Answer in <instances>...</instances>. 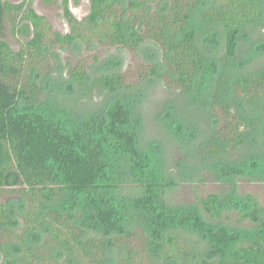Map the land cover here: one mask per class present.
I'll list each match as a JSON object with an SVG mask.
<instances>
[{"label": "trees", "instance_id": "obj_1", "mask_svg": "<svg viewBox=\"0 0 264 264\" xmlns=\"http://www.w3.org/2000/svg\"><path fill=\"white\" fill-rule=\"evenodd\" d=\"M30 1L0 0V29L7 19L15 34L24 23L34 30L18 51L0 37V188L21 196L17 209L0 204V231L6 233L0 264H264V235L203 221L196 207L216 219L227 216L218 194L199 197L196 207L168 202L167 192L178 185L166 169L169 150L161 141L144 140L137 101L112 99L90 108L97 89L124 93L130 87L123 74L94 77L86 67L68 64L64 80L50 66L58 43L130 50L154 43L161 62L141 77L179 88L188 106L202 109L212 124L198 143V125L177 117L174 106L159 113L188 152L183 160L199 157L227 176L242 168L264 178V157L238 168L227 160L255 137L264 145V64L247 71L233 67L241 35L264 27V6L258 0H129L123 16L116 7L123 0H91L89 15L79 22L66 0L73 32L51 39L46 18ZM213 27L224 34L218 64L200 43ZM242 200L238 219L259 222L264 205L258 197ZM9 224L20 226L19 232ZM139 231L145 237L141 249L132 243ZM184 232L211 243L219 259L199 252ZM114 251L122 252L117 263L111 261Z\"/></svg>", "mask_w": 264, "mask_h": 264}, {"label": "rangeland", "instance_id": "obj_2", "mask_svg": "<svg viewBox=\"0 0 264 264\" xmlns=\"http://www.w3.org/2000/svg\"><path fill=\"white\" fill-rule=\"evenodd\" d=\"M12 3H21L24 0H8ZM66 0H32L30 1L35 10L46 18L48 24L49 38L55 39L56 32L67 35L73 32L70 19L66 16L64 2ZM129 0H123L117 3V8L123 16H127V3ZM211 2V0H208ZM69 8L76 20L82 22L91 11V0H68ZM259 4L264 6V0H258ZM20 33L15 34L9 20L5 19L0 29V37L7 40L16 51L21 49L22 43L31 39L34 35L33 27L24 23ZM97 40V37L94 38ZM200 43L207 51L211 62L218 64L224 52V34L220 28L213 27L201 37ZM56 53L50 59V66H55V76L64 80L70 77L69 66H83L89 70L94 77H100L115 72H120L124 76V82L129 88L122 90L124 93H110L108 91L96 90L93 94L90 108H98L105 105L110 100L127 99L138 102V107L143 112L145 121L144 140H158L165 144L169 150L166 155L167 172L177 180L178 185L169 189L166 194L168 202L172 205L200 206L198 198L207 196L210 193H216L222 200V208L227 216L220 219L213 218L206 213L202 207L199 208L201 217L206 225L214 227H223L229 232L232 230L251 231L257 235H264V215L262 219L253 223L251 221H240L239 212L243 208L242 197L246 194H253L258 197L264 205V178L258 177L257 171L255 177L248 175L250 172L242 171L238 168L241 163H251L260 157H264V145L259 137L249 141L243 146L233 151V155L227 158L232 166L238 168L232 177L226 175V172L207 165L199 160V157H190L183 160L188 152L181 147L178 141L174 139L163 121L160 120L159 113L167 105L174 106L172 111H176L177 117L185 119L186 123H195L198 125L195 133L198 137L197 142L203 139L212 130L209 115L202 109L188 106L190 100L187 95L182 94L179 88L169 86L165 81L155 77H141V72L148 71L152 63L160 64L161 50L154 43L148 42L136 50L128 48L105 45L96 43L95 45L75 41L72 44H56L51 48ZM71 63V65H70ZM264 64V27L259 29H250L240 37L239 46L233 63L235 71H247L249 69ZM65 65L64 71L58 70ZM149 72V71H148ZM84 101L87 100L84 99ZM137 101V102H136ZM197 108V109H196ZM173 115V114H172ZM176 117V118H177ZM200 139V140H199ZM146 144V142H145ZM147 145V144H146ZM181 166L178 161H181ZM241 169V170H240ZM255 168H253L254 171ZM21 196L13 191L12 188H0V204L12 205L17 209ZM8 204V205H7ZM11 210V209H10ZM21 219V218H20ZM22 220V219H21ZM22 222V221H21ZM14 230L19 232L20 226L9 224ZM6 233L0 231V241H5ZM186 239H189L199 252L209 256L211 261L219 259L212 248L211 243L202 240L197 233L184 232ZM144 234L139 231L138 235L132 239V243L137 248L142 247ZM44 236L35 244H42ZM141 249V248H140ZM122 258L121 251H114L111 254V261L114 263Z\"/></svg>", "mask_w": 264, "mask_h": 264}]
</instances>
